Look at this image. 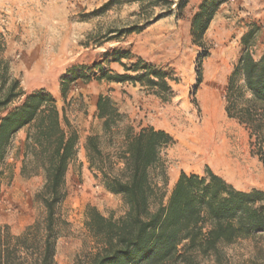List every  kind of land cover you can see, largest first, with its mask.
I'll return each mask as SVG.
<instances>
[{
  "label": "rangeland",
  "instance_id": "obj_1",
  "mask_svg": "<svg viewBox=\"0 0 264 264\" xmlns=\"http://www.w3.org/2000/svg\"><path fill=\"white\" fill-rule=\"evenodd\" d=\"M202 3L211 9L216 1L0 0V59L22 89V94L0 111V118L28 94L42 91L56 99L58 108H64L77 132L76 158L68 165L62 185L65 196L55 209L61 220L56 226L57 264H76L90 251L93 239L84 226L87 206L114 218L127 210L122 197L106 190L88 169L84 146L88 135L100 132L96 116L99 95L112 98L125 116L123 122L131 124L134 131L153 127L172 136L173 144L162 152L165 190L172 188L180 172L202 173L209 167L237 189L264 192V182L243 186L207 163L182 168L173 155L182 130L167 125V121L176 118L180 125L186 115L202 119L210 98L241 133L246 156L264 173L250 146L248 129L225 111L228 79L245 49L240 42L242 35L254 31L255 44L250 50L255 59L264 52V0L218 2L207 28L196 40L192 21ZM125 54L127 57H121ZM122 64L128 68L138 65L140 71L149 66L164 73L170 92L156 94V89L139 82L100 78L104 73L136 74ZM233 80L242 84L238 75ZM245 95L249 96L247 91ZM20 131L25 137L24 130ZM18 132L0 161V225H6L13 235L45 213L35 198L42 176L26 178L20 174L24 137L20 139ZM195 264H264V232L225 246L217 261L198 257Z\"/></svg>",
  "mask_w": 264,
  "mask_h": 264
},
{
  "label": "trees",
  "instance_id": "obj_2",
  "mask_svg": "<svg viewBox=\"0 0 264 264\" xmlns=\"http://www.w3.org/2000/svg\"><path fill=\"white\" fill-rule=\"evenodd\" d=\"M214 1L211 9L202 3L194 15L196 40L223 0ZM253 36L250 29L240 39L245 49L228 79L225 111L248 129L250 146L264 168V52L258 59L253 57ZM122 66L136 74L104 73L100 78L139 82L156 89V94L170 92L164 73L149 66L143 71L138 65ZM197 75L199 83V71ZM236 75L241 85L233 80ZM65 93L64 82V99ZM21 94L19 81L0 59V111ZM96 109L101 126L100 132L86 137L88 169L106 190L122 197L127 210L114 218L86 207L84 226L93 244L76 264H195L198 257L217 261L225 246L264 232L263 191L237 189L209 167L202 173L180 172L167 191L162 152L173 144L172 136L153 127L134 131L123 122L125 116L108 95H99ZM20 130L25 132L20 174L42 176L35 198L45 213L18 235L0 225V264H57L56 226L61 220L55 209L65 196L62 185L68 165L76 158L77 132L64 108H58L56 99L42 91L28 94L0 118V161Z\"/></svg>",
  "mask_w": 264,
  "mask_h": 264
},
{
  "label": "bare ground",
  "instance_id": "obj_3",
  "mask_svg": "<svg viewBox=\"0 0 264 264\" xmlns=\"http://www.w3.org/2000/svg\"><path fill=\"white\" fill-rule=\"evenodd\" d=\"M204 106L200 120L186 115L180 125L176 118L167 121V125L182 130L173 150L179 167L192 168L207 163L240 185L255 186L264 182L263 171L245 154L241 133L210 98Z\"/></svg>",
  "mask_w": 264,
  "mask_h": 264
},
{
  "label": "crops",
  "instance_id": "obj_4",
  "mask_svg": "<svg viewBox=\"0 0 264 264\" xmlns=\"http://www.w3.org/2000/svg\"><path fill=\"white\" fill-rule=\"evenodd\" d=\"M18 134L20 135V139H23V137H24V136H23V133L20 131V132H18ZM85 168H86V165L83 164L82 170L84 171Z\"/></svg>",
  "mask_w": 264,
  "mask_h": 264
}]
</instances>
